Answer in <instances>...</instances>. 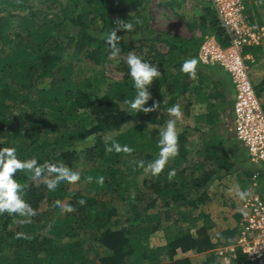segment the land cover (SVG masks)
I'll return each instance as SVG.
<instances>
[{
  "label": "trees",
  "instance_id": "1",
  "mask_svg": "<svg viewBox=\"0 0 264 264\" xmlns=\"http://www.w3.org/2000/svg\"><path fill=\"white\" fill-rule=\"evenodd\" d=\"M259 2L264 6V0ZM38 4L40 6L36 7ZM142 5V0H0V147L15 146L20 159L36 157L38 163H63L69 169L78 155L85 153L91 161L108 164L107 170L94 168L85 171L79 179L94 191L107 189L114 195L113 200L101 202L97 194L77 189L66 206L72 210L65 209L63 216L52 219L57 205L67 195L70 182L65 181L50 191L43 180L36 189L33 185L37 177L31 172L13 173V178L21 185L22 198L36 215L30 217V222L9 229L8 225L19 216L0 214V264H82L77 262L83 260L82 249L74 246L88 238L105 247L106 253L98 258L97 264H192L187 256L177 257L179 252L189 251L201 253L203 260L199 264H225L224 256L217 254L216 248L235 241L236 225L223 229L219 237L210 232L211 225L203 223L193 233L188 228L178 229L162 246L150 247L147 240L160 228L162 220L180 227L189 223L191 211L207 200L206 189L210 182L244 164L237 160L239 148L233 145L228 150L235 159L229 161L228 152H222L220 136L204 137L199 132L197 139L202 146L195 145L193 133L201 130L177 123V155L167 161L159 174L150 172L151 177L146 178L136 194L128 193L129 183L122 181L124 175L115 168L122 162L129 173L138 174L144 165L157 158L158 127L168 119L178 120L173 116L169 118L167 111L154 117L156 111L136 112L128 108L126 101L135 91L127 70L122 79L112 80L98 67L111 53L140 47L144 40L163 41L168 46L166 52L152 49L151 54H147L149 62L156 64L161 73L153 79L149 91H156L152 100V103L157 102L156 109L170 107L177 98H185L192 79L180 71V65L185 59L197 58L203 40V36L183 38L148 29L147 10ZM205 12L206 15L200 16L202 25L208 22L218 43L225 46L228 40L215 11L209 5ZM118 19L130 21L134 27L131 31L117 29L120 39L113 47L106 36L116 27ZM258 19V23H263L259 15ZM13 23H16L12 31L16 41L13 48L7 50L5 30ZM248 52L259 59L262 47L245 46L243 53ZM75 61L90 64L91 72L78 77L80 71L75 68ZM204 82L198 81L203 86ZM253 87L264 111V74ZM97 92L100 96L96 97ZM150 102L148 100L145 106ZM133 118L156 124L155 132L146 137L147 123L137 124V129L132 126L122 130V125ZM212 118L207 116L208 120ZM212 123H216V119ZM112 130L114 135L104 139L103 133ZM91 135H94L92 143L79 150V142ZM230 141L238 142L235 136ZM114 142L132 151H109ZM135 146L144 152L141 161L133 162L129 157L136 152ZM192 153L200 160L190 166L196 173L186 180V170L181 166ZM173 170L174 175L169 177ZM243 171L249 176L257 171L258 178L264 180V163ZM44 175L46 173L40 177ZM257 190L256 193L264 192ZM43 199L47 207L39 211L38 204ZM115 201L126 209L123 221H112L114 215L119 216ZM71 240L72 243L68 242ZM228 264L256 263L249 262L235 249L234 258Z\"/></svg>",
  "mask_w": 264,
  "mask_h": 264
},
{
  "label": "rangeland",
  "instance_id": "2",
  "mask_svg": "<svg viewBox=\"0 0 264 264\" xmlns=\"http://www.w3.org/2000/svg\"><path fill=\"white\" fill-rule=\"evenodd\" d=\"M143 5L142 8H146L147 10V15H148V29H151L152 31H157V32H165L168 33L171 36H179V37H183V38H189L191 36H196V37H202L205 34H211V29H210V24L208 22H205L204 25H202L201 22V15H206L205 10L206 8L209 6L208 3L203 2L202 0H142ZM245 5V13L248 16V20L250 21V19H257L258 15L259 18L264 19V6L261 2H259V0H246V2H244ZM40 5H36V7H39ZM255 13V18H254V14ZM260 20V19H259ZM16 23L11 24L9 27H7V29L5 30L6 33V40H5V45H6V49L10 50V48H13L12 46H14L16 39L13 36V30L15 29ZM144 37V36H143ZM149 38L151 37L148 36ZM146 38V37H145ZM143 45L139 47V45H136L137 43H135L134 46L135 48H132L128 51H125L123 53H111L107 60L105 62H103L101 67H98V69L102 70L103 75H105L106 77H109L112 80H120L124 77L125 71L127 70L128 72V66H127V58L129 55H137L139 57H141L144 60L149 61L150 59L149 56H147V54H151L150 51H152V49H156L159 50L160 52H166L168 49V46L166 43H164L163 41H158V42H149L148 40H144L143 42H141ZM244 54V53H242ZM77 61H75L76 63ZM245 64L248 66V73H249V77L251 80V83L253 86H257L259 80L257 78V76H255L252 71H253V63L250 60H245ZM90 64H87L85 62L82 63H76V69H78L77 71H80V74H78V77H81L84 73H86L87 71L91 72L90 69ZM155 89H152L150 91L151 96L150 99L151 102L149 103V105L146 106H150L152 104V100L153 98L156 96L154 94L155 93ZM100 93L97 92L96 93V97L100 96ZM176 104V103H175ZM169 106H164V107H159L156 110H153L154 112L156 111V113H154V117L159 116L160 112H165L166 109ZM171 107V106H170ZM128 108H130L128 106ZM16 112H18L17 110H15ZM169 114V113H168ZM182 114V113H181ZM169 118L171 117V115H168ZM176 118V117H175ZM178 121H176V124H182L185 122V118H183L182 116H180L179 118H176ZM141 123H147L148 124V128L144 129V132L146 133V137L151 136L152 133L155 132V128L157 127L156 124L150 123L148 121H146L145 119H137V118H133L132 120L126 122L124 125H122L121 129L124 130L126 128L135 126L134 129H137L138 125ZM138 124V125H137ZM177 126V125H176ZM159 128V127H158ZM232 129H233V122H232ZM158 132V129H157ZM156 132V134H157ZM114 130L112 131H106L105 133H103V137L104 139L114 135ZM94 135L89 136L88 138H86L85 140L79 142L78 149L80 148H84L87 145H90L92 143V140L94 139L93 137ZM30 139V137L28 138ZM143 141V140H140ZM139 141V142H140ZM136 147V152H134L132 155H130L129 157L132 159V161L134 162L136 161H141L144 155V152H140V147ZM77 148V147H76ZM80 150V149H79ZM228 148H223L222 152H225L228 154L226 155V157L229 159V161H233V158L231 157V152L228 151ZM194 152V150L192 151ZM156 159V158H155ZM152 159L151 161L155 160ZM200 158L199 156H197L195 153H192V155L187 156V161L188 162H183V165L181 166L182 168H184L186 170V180H189L190 178H192V175L190 174H195L196 171L194 168L190 167L191 165H194L195 162L199 161ZM150 161V162H151ZM115 163H112V165H114ZM107 165L106 163H101V162H95V161H91L88 159V157L85 155V153L78 155V158L75 159L74 165L72 167V171L73 172H77L79 173V177L81 175L84 174L85 171L94 169V168H98V169H106L107 170ZM147 165H144L142 167V170L136 174L134 172H128L125 169V166L122 162H119L118 165L116 164V170H119L120 175H124V177L122 178V181L124 182H128L129 186L128 187V193L131 194H136L137 191H140L141 186L143 185V182H145L147 179H149V174L151 172L150 169H147ZM195 171V172H194ZM233 172L231 171V173H222L220 176V178H217L218 180L214 183L213 185V192H214V197L211 198L209 196V198H207V200L203 203L200 204L198 206V208L193 209L191 211V215H192V219L191 221H187L189 223L185 224V225H173L171 224L170 221H161V226L160 228L153 232L152 234H150L148 236V244L150 247H157V246H162L164 244H166L167 240H169L173 234H175V232L178 229H186L188 228L192 233L196 231V229L201 226L203 223L206 224L207 226L211 225L213 223L212 220H219L222 216H227L224 215L223 212H220V208L219 207V211H217L216 205H222L224 203L223 198L224 195H221V191H224V193L226 192V190L223 187V182H230V178H232V181L234 183H237V178L235 177H229V175H231ZM129 175V176H128ZM151 177V176H150ZM48 178L47 174L42 176V177H37L34 180V188L39 189L40 188V184L41 182ZM147 178V179H146ZM150 180H152V178H150ZM216 178L213 180L215 181ZM233 184V183H232ZM191 186L195 187V184L193 182H191ZM211 186V185H210ZM210 186L208 187V189L210 188ZM233 188H236V186H232ZM81 190L84 192H88L90 194H97V198L99 201H105L108 202L109 200H113L114 195L111 194V192L107 189H101L100 191L98 190H93V188L91 186H87L85 184V181L83 179H78L75 182H70L69 186H68V191H67V195L65 196V198L59 202V204L57 205L52 219H55L57 217H61L63 216L66 206H67V202L70 199L71 194L75 191V190ZM223 193V194H224ZM116 204V206L118 207V215H114L112 217V221L117 222V220H122L125 216H126V212H125V208H123V205H121V203L115 201L114 202ZM158 205L159 203H161V201H157ZM47 207V203L45 201V199H43L39 204H38V210L39 211H44ZM206 216V218H204V216ZM21 219H24L23 217H18L15 218L13 220V222L11 224L8 225L9 229H14L15 227H17V225L19 224V221ZM123 221V220H122ZM121 221V223H122ZM217 222V221H216ZM119 224V222H118ZM217 225V223H216ZM214 226V225H213ZM217 226H215L214 228H216ZM212 225L210 227V232H213L214 230L212 229ZM84 235H88V233L86 232V234ZM67 239V237L65 239H63V243L65 240ZM72 243L71 241H68ZM77 247L74 246V248H81V255L83 256V260H81L82 262L78 261L79 263L82 264H97L98 258L105 255V247L104 246H98V244L94 243L91 238H88L86 241L81 242V245H76ZM216 248V247H215ZM214 248V249H215ZM181 252L178 253L177 257H182V255H180ZM184 257V256H183ZM186 257V256H185ZM190 258L192 264H199L200 262H202L203 258L201 257V253H196L191 251V255L187 256ZM85 261V262H84ZM225 264H228L230 262V258L229 255L227 256V258L224 259Z\"/></svg>",
  "mask_w": 264,
  "mask_h": 264
},
{
  "label": "built area",
  "instance_id": "3",
  "mask_svg": "<svg viewBox=\"0 0 264 264\" xmlns=\"http://www.w3.org/2000/svg\"><path fill=\"white\" fill-rule=\"evenodd\" d=\"M202 1L215 11L228 43L222 46L214 34H205L197 50V60L204 65L218 66L229 75L235 92L233 134L250 162L264 163V111L245 64V60L253 58L242 54L245 46H261L264 50V23L248 20L243 0ZM234 213L238 214L234 224L238 227L235 241L216 248L217 254L224 259L229 255L231 260L235 249H239L249 262L264 264V192L241 198Z\"/></svg>",
  "mask_w": 264,
  "mask_h": 264
},
{
  "label": "clouds",
  "instance_id": "4",
  "mask_svg": "<svg viewBox=\"0 0 264 264\" xmlns=\"http://www.w3.org/2000/svg\"><path fill=\"white\" fill-rule=\"evenodd\" d=\"M136 22L139 23L138 20ZM115 25L116 27L106 36V41L113 47L116 46V42L120 39L116 35L117 29L131 31L134 27L132 22L120 19L115 21ZM126 63L128 66V76L131 78V85L135 91V95L126 101V103L131 109L136 110V112L138 110H142L143 112L155 110L158 107L155 100L150 106H145V104L151 96L149 91L151 82L154 78H158L161 75L157 65L137 55H129ZM196 67L197 59L193 57L183 60L180 65V71L187 73L190 78L195 79ZM166 111L173 117L179 118L181 116L180 105L178 104L168 107ZM177 135L175 119L166 120L163 126L158 128V155L155 160L147 165V169H150L153 175L159 174L167 161L177 155ZM112 149L116 151L123 150L125 152L132 151L128 146H121L115 142L108 150L111 151ZM18 170L31 172L34 177H40L42 173H46L50 178L44 179L43 183L50 191L55 190L59 184L65 181L75 182L79 179V173L73 172L71 169L65 167L63 163H38L36 157L20 159L17 156L15 146L0 147V214H16L19 217H23L24 219H21L19 223L30 222V217L36 215V211L20 194L21 185L17 182V179L13 178V173L18 172ZM172 175H174V170L169 172V177ZM100 179L102 181L103 178ZM237 194L241 198H244L246 195L245 192L241 191H238ZM80 203H83V200ZM66 210L71 211L72 209L68 207ZM18 235H23V233H19Z\"/></svg>",
  "mask_w": 264,
  "mask_h": 264
},
{
  "label": "crops",
  "instance_id": "5",
  "mask_svg": "<svg viewBox=\"0 0 264 264\" xmlns=\"http://www.w3.org/2000/svg\"><path fill=\"white\" fill-rule=\"evenodd\" d=\"M253 14L255 18V13ZM250 20H256V18ZM246 54L253 58V60H247H250L253 63L252 73L257 76L260 81L264 74V50H262L259 59H255L250 52ZM199 80L205 81V85L203 86L202 84H199ZM234 94L235 92L230 77L223 69L218 66L201 64L197 60L196 78L191 79V83L185 93V98L176 99V104L180 105L182 113L181 116L185 118V122L182 124L178 123V125H189L191 128L201 130L193 133L195 145L202 146V142L197 139V136H200L199 132H202L204 137H208L209 135H218L222 139L221 142L223 148L231 149L233 145L239 148V151H237L236 154L239 155L237 160L244 163L242 165H237L238 169L229 175V177L233 176L237 178V183H234L232 178H230V182H223V187L226 190L225 193L224 191H221V195H224L225 197L223 198L224 203L222 205H216L215 209L219 211V207H221L220 212H223L224 215L227 216H222L219 220H212L213 223L211 225L216 237L221 236L223 229L231 228L238 219V214L234 213L237 204L241 200V197L237 194L238 191L245 192L246 195H249L256 193L258 188L259 191L260 189L264 190V180H262V178H258L259 174L257 171L252 172L250 176L243 171L250 170V168L255 169L256 166H259L261 163L250 162L245 149L238 144V142L236 143V141H230L231 139H234L232 129V106ZM208 115H211L213 118L208 120ZM215 119L216 123H212V120ZM219 146L220 143L218 147ZM233 160L235 159L233 158ZM217 180V178L215 181L212 180L208 185V187L211 185L209 189L208 187L206 189L208 198L209 196L211 198L214 197V190L212 188ZM232 186H236V188H233ZM215 226L217 227L214 228ZM180 255H182V257L189 256L191 255V251L181 253Z\"/></svg>",
  "mask_w": 264,
  "mask_h": 264
}]
</instances>
